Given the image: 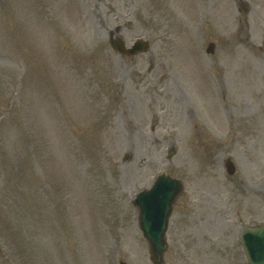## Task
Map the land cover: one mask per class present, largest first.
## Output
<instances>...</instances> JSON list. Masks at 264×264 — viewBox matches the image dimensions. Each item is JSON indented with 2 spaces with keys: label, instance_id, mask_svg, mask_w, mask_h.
I'll return each instance as SVG.
<instances>
[{
  "label": "rangeland",
  "instance_id": "obj_1",
  "mask_svg": "<svg viewBox=\"0 0 264 264\" xmlns=\"http://www.w3.org/2000/svg\"><path fill=\"white\" fill-rule=\"evenodd\" d=\"M111 32L150 45L122 55ZM161 172L185 189L164 264H247L264 0H0V264H153L132 200Z\"/></svg>",
  "mask_w": 264,
  "mask_h": 264
},
{
  "label": "water",
  "instance_id": "obj_2",
  "mask_svg": "<svg viewBox=\"0 0 264 264\" xmlns=\"http://www.w3.org/2000/svg\"><path fill=\"white\" fill-rule=\"evenodd\" d=\"M112 44L119 51L129 54L147 48V43L141 40H138L130 49H125L124 44L119 40H113ZM212 49L213 45L210 47V50ZM228 167L230 172L234 171L229 162ZM181 189L182 185L179 180L164 173L158 176L151 189L142 190L135 199V203L141 208V227L150 242L152 259L156 264H162V256L166 248L165 233L168 218L172 211L173 201ZM242 241L251 263L264 264V226L246 228L242 234Z\"/></svg>",
  "mask_w": 264,
  "mask_h": 264
},
{
  "label": "bare ground",
  "instance_id": "obj_3",
  "mask_svg": "<svg viewBox=\"0 0 264 264\" xmlns=\"http://www.w3.org/2000/svg\"><path fill=\"white\" fill-rule=\"evenodd\" d=\"M194 81H196V82H194L195 84H196V86L198 87V88H200V89H202L203 88V85L201 84L203 81H201V80H194ZM210 93H211V96H209V105H210V107L216 112V113H218L219 112V110H220V106H222L219 102H218V100L215 98V96H214V93H213V89L212 88H210ZM215 107H217V111L215 110ZM210 109V108H209ZM212 109H210V110H208L207 111V109L205 108V113L208 115V116H211L212 118L214 117V119L213 120H215L216 121V119H215V113H214V111L212 110ZM209 113H210V115H209ZM210 117V118H211ZM211 118V119H212Z\"/></svg>",
  "mask_w": 264,
  "mask_h": 264
}]
</instances>
